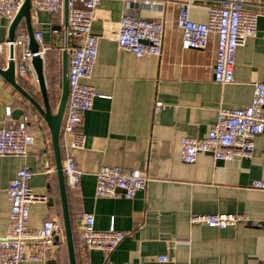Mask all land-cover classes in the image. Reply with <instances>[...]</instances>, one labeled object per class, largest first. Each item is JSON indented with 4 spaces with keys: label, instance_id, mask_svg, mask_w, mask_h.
Segmentation results:
<instances>
[{
    "label": "crops",
    "instance_id": "crops-1",
    "mask_svg": "<svg viewBox=\"0 0 264 264\" xmlns=\"http://www.w3.org/2000/svg\"><path fill=\"white\" fill-rule=\"evenodd\" d=\"M202 4V3H201ZM245 10L257 13V33L237 48L233 83L213 81L216 39L203 50H182L175 26L177 7L158 5L140 10L124 0H102L91 33L98 37L97 58L91 85L98 97L84 115L80 131L83 149L75 152L82 172L76 190L66 186L76 264H264V191L251 188L264 179V133L255 139L251 159L214 161L201 153L193 165L179 161L180 140L205 137L216 121L219 108L239 109L250 104L253 84L264 83V0L251 1ZM134 13L165 24L162 56L138 59L117 48L112 28L121 15ZM191 20L207 21L203 6L192 8ZM32 28L41 32L45 47V76L49 91H59L63 51L52 48V30L63 27L62 12L31 11ZM10 23L0 18V66L8 58L4 49ZM26 33L22 21L17 35ZM59 75V83L56 82ZM37 97L36 84L23 86ZM52 92V93H53ZM155 102L161 103L158 113ZM57 101L52 104L54 108ZM9 109L11 115L7 116ZM22 110L15 118L13 112ZM26 122L34 138L26 158L0 157V238L5 236L10 203L6 190L17 171L29 167L28 183L46 202L30 206L28 228L35 232L46 219L60 222L56 258L46 263L69 264L62 224L58 177L49 131L23 97L0 76V127L9 121ZM61 150V138H60ZM61 157L63 158L62 150ZM101 166L129 173L142 170L149 178L145 191L131 199L96 198L95 174ZM94 216L96 230L110 227L125 235L108 256L88 251L82 241V215ZM240 214L246 225L223 230L189 224L192 215ZM166 257V261H159Z\"/></svg>",
    "mask_w": 264,
    "mask_h": 264
},
{
    "label": "built area",
    "instance_id": "built-area-1",
    "mask_svg": "<svg viewBox=\"0 0 264 264\" xmlns=\"http://www.w3.org/2000/svg\"><path fill=\"white\" fill-rule=\"evenodd\" d=\"M24 0H0V18L13 21ZM102 0H68L67 27L53 29L52 48L69 54L68 98L61 128L62 170L66 186L76 190L82 175L75 163V152L83 149L85 136L80 131L84 115L91 110L98 94L87 82L92 77L98 52V37L91 33L93 22ZM140 10L153 9L158 5L177 7L175 26L181 34L182 50H203L211 37L216 39L213 81L225 86L233 83L235 53L238 47L254 38L257 33L258 14L245 10L251 1L258 0H124ZM33 14L46 12L57 14L62 11V0H31ZM202 3V4H201ZM206 10L207 21L191 20V10L197 6ZM113 40L119 50L141 59L148 56L160 58L163 51L165 24L161 20L147 19L134 13L121 15L112 28ZM33 37L39 46L37 53L27 48L26 33L17 35L12 42L6 41L4 48L13 47L14 72L16 79L36 83L31 61L40 56L43 60L49 48L41 32ZM2 46H0V52ZM161 103L155 102L153 112L158 113ZM6 115L11 111L7 109ZM264 133V83L253 84V96L249 105L239 109L219 108L215 123L202 138L184 137L180 140L179 161L193 165L197 156L207 153L214 161L251 159L255 139ZM34 138L27 132L26 122L9 121L0 127V157L26 158ZM33 176L25 166L17 171L6 190L10 212L5 236L0 238V264L46 263L55 259L62 229L56 219H46L39 230L28 228L30 206L46 202V197L35 195L28 186ZM149 178L142 170L129 173L117 167L101 166L95 174L94 195L96 198L131 199L136 193L145 191ZM251 188L264 191V179L254 180ZM82 241L88 251H100L108 256L124 240L125 235L110 227L99 231L94 226V216L82 215ZM248 219L240 214L192 215L189 224L202 225L223 230L246 225ZM264 233V221L260 226ZM166 261V257H159Z\"/></svg>",
    "mask_w": 264,
    "mask_h": 264
},
{
    "label": "water",
    "instance_id": "water-1",
    "mask_svg": "<svg viewBox=\"0 0 264 264\" xmlns=\"http://www.w3.org/2000/svg\"><path fill=\"white\" fill-rule=\"evenodd\" d=\"M31 0H24L23 4L18 11L17 15L10 23L7 34V41L12 42L16 36L18 27L23 21L25 25V31L28 37L27 48L31 53H37L39 46L36 43L32 28L31 20ZM62 20L63 27H67L68 20V0H62ZM59 29L61 27H58ZM8 58L7 66L5 69L0 66V76L11 85L30 105V107L39 115L41 120L45 123L51 140V148L53 151L55 170L58 177L60 202H61V214L62 224L65 234V245L68 256L69 264H76L74 244L72 238V227L67 205L65 179L62 170V157L60 150V128L66 108L68 98V73H69V54L67 51H63L61 54L60 65V85H59V98L55 108L52 106L49 99V88L45 76L44 60L40 56L33 57L31 64L36 76V86L38 93L41 97V102L35 99L29 92H27L19 83L15 77L13 57V47L10 45L8 48H4ZM23 114L22 110H16L13 112V116L18 118ZM18 115V117H16ZM59 237H56V241Z\"/></svg>",
    "mask_w": 264,
    "mask_h": 264
},
{
    "label": "trees",
    "instance_id": "trees-1",
    "mask_svg": "<svg viewBox=\"0 0 264 264\" xmlns=\"http://www.w3.org/2000/svg\"><path fill=\"white\" fill-rule=\"evenodd\" d=\"M23 81L24 79H18V83L23 86ZM57 83H59V75L57 76V80H56ZM53 91H49V99L51 101V104H54L56 101H58V98H59V91H56V93H52ZM35 99H37L39 102H41V97L40 95L38 94L37 97H35ZM54 107V105H52Z\"/></svg>",
    "mask_w": 264,
    "mask_h": 264
}]
</instances>
